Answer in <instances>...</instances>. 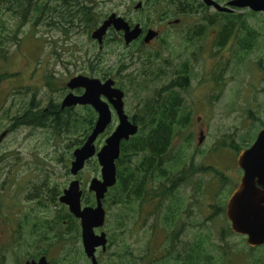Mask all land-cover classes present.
Here are the masks:
<instances>
[{"label":"rangeland","instance_id":"obj_1","mask_svg":"<svg viewBox=\"0 0 264 264\" xmlns=\"http://www.w3.org/2000/svg\"><path fill=\"white\" fill-rule=\"evenodd\" d=\"M99 1L102 9L111 12L120 11L124 5L128 3L131 5L136 0ZM158 1H166L163 7H168L166 12H171L173 19L181 17L187 20L191 18L202 20L203 13L182 16L180 4L176 8L168 5L178 0H155V3ZM0 17L11 19L8 13L2 10ZM251 19L253 25H259L261 28L260 47L243 56L241 60L238 59L234 48H230L229 55L227 51L214 54L213 66L216 70L221 62L227 61V57H230L225 84H214L213 88H207L203 95H199L201 94L199 89L202 87L193 86L187 93L185 92L186 109L192 114V123L176 136L169 157L172 161L168 163V168H176L175 159H180L183 154L187 171L191 167L197 169L205 165L218 168L226 174L229 184L221 187V184L213 183L210 181L213 176L209 172L188 178L176 194L180 199L177 204L183 207L177 223L172 225L165 221V204L160 206L159 203H153L145 206L140 212L137 209L132 211L119 209L117 206L109 208L105 203L108 219L104 231L107 237L109 236L108 243L111 244V248L102 259L108 260L109 264H121L127 248L133 251L135 256H140L148 247L150 255L142 264H178L176 259L178 246L183 249V255L178 258L182 263L187 252L198 244L200 236L204 238L203 242L207 243L205 253L213 256L212 264H215V261L222 264H264V248L251 250L246 237L231 233L232 226L224 212L215 214V210L211 208L225 204L222 199L226 201L229 199L242 176L237 163L239 154L230 147L231 142L234 141L240 146L245 137L246 141H252L250 143L252 145L263 126L260 120L264 121V64L260 63L264 62V15L258 14ZM10 25L13 32L17 29L18 21L12 18ZM16 36L18 40L10 39L5 46L8 58L0 59V70L3 73L17 74L11 79L7 76L0 85V264H22V257L28 255L23 256L16 248L14 243L18 236L16 232L20 230L23 239H27V234L33 230V225L30 224L32 218H39L41 219L39 223H42V220L52 219L56 211L60 210V205L51 203L50 197L54 195L52 193L54 189L58 190L55 194L60 191L61 196L63 190L75 179L70 169L72 154L77 146L69 148L68 145L71 142L75 144V139L78 138L77 133H62L61 137H55L50 131L39 128L22 127L8 131L10 117L25 102L30 101L34 94L42 107L47 106L51 98L63 102L70 90L67 87L65 91L61 89L62 80L65 82L64 79L67 78L65 74L58 73L59 69L64 68L62 62L79 58L80 51L88 54L85 49L90 44L87 35L77 32V28L66 37L60 29L54 31L45 26H34L32 23L21 28ZM170 49H173V46ZM71 50L76 51L74 57L70 56ZM92 51L95 53L96 48L92 47ZM196 66L210 71L205 50L198 49ZM70 68L77 70L75 66ZM138 68L143 69L140 63L135 64L130 71H125L124 80L122 77L119 80V84L124 87L125 95H128L125 96V104L130 116L138 113L145 104L146 98L150 95L148 88L150 87L151 93H154L162 81L150 69L146 70V75L142 73L141 77L135 78V74L128 77ZM54 73H57V76L52 80L51 86L47 87L46 84L50 76H55ZM204 77L211 78L209 74ZM113 124L115 129L116 117ZM202 129L205 131V140L200 147ZM4 133L6 135L1 139ZM105 139L106 136L99 138L97 141L99 148L104 145ZM178 152L181 154L178 155ZM100 170L94 158L76 177L82 182L85 196L91 194L88 190L91 179L101 178ZM184 176L187 177L185 174ZM208 182L213 184L209 185ZM229 185L235 187L230 194L228 190L232 188ZM35 187H40L42 196L45 197L41 201L42 206L35 198ZM219 192L222 194L219 195ZM45 203L47 206L43 208ZM119 213L128 214L123 224L118 217ZM170 226L176 228L169 229ZM69 239L67 245L70 248L65 251L72 250L73 257L69 254L70 259L75 264L78 258L80 264H90L82 254V229L78 238L71 236ZM40 245L46 246L43 242ZM160 250L159 255L155 254ZM63 251V246L58 247L57 250H52L51 257L60 261ZM77 252L82 256L79 257ZM197 258L198 252L192 255L190 260ZM124 263L129 264V261L124 260Z\"/></svg>","mask_w":264,"mask_h":264},{"label":"flooded vegetation","instance_id":"obj_2","mask_svg":"<svg viewBox=\"0 0 264 264\" xmlns=\"http://www.w3.org/2000/svg\"><path fill=\"white\" fill-rule=\"evenodd\" d=\"M214 1L222 8H226L228 2L231 0L226 2H222L221 0ZM50 2L52 5L50 12L42 16L41 22L36 26H45L54 31L60 29L66 37L74 33V30L77 28V32L87 35L90 42L89 47L85 49V52H88V54H83L82 51H80L79 58L75 57V60L62 62L64 68L59 69L58 73H63L67 76V78L64 79L66 85L62 80L63 86L61 89L64 91L66 87L68 88V83L73 78L81 75L96 78L102 82L112 79L115 82V88L123 91L124 87L119 84L120 77L123 78V76H125V71H130L135 64L140 63L143 69L140 70L138 68L135 71L136 73L132 71L128 77L134 74L135 78L136 76L141 77L142 73L146 75V70L150 69L153 74H156V76L162 80L159 82L160 86L154 93H151L150 87L148 88L147 91H149L150 95L146 98L145 103L147 101H160L164 103L166 101H171L173 95H176L178 100L184 105V112L187 118L189 121H192V114L186 109L185 103L187 101L185 92L187 93L190 88L196 86L202 87L199 89L201 92L199 95H203L204 91L207 88H213L214 84H225L230 57H227V61L221 62L216 70L213 66L214 54H222L227 51L229 55L230 48H234L238 59L241 60L243 58L237 41H239L246 32L243 24L244 21L241 18H238V22L234 21L233 23L227 20L223 25H221V21L222 15H244L246 12L244 10L233 8V12L220 11L214 5H207L204 0H178L176 3H168L169 6L170 4L172 5V8H176V6L180 4L183 10L181 13L182 16L203 13L202 20L199 18L187 20L181 17L173 19L172 13L166 12L168 7H163V5H166V1H158L155 3V0H136L131 5L129 3L124 5L120 11L112 10L111 12L110 10L102 9V4L99 0H51ZM112 15L123 19L131 32L139 27L141 32L140 36L130 43H127L125 31L117 30L115 26H110L103 37L102 43L94 40L92 34ZM227 19H229V17ZM252 20L253 19H250L249 22L251 26L255 27V33L260 36L261 28L259 25H253L251 22ZM43 22L45 24L42 25ZM229 28L231 29L230 31ZM224 29L228 31L222 34ZM150 31L156 32L158 36L151 42H146V37ZM66 40L68 39L66 38ZM200 42L202 44H199ZM172 46L173 49H170ZM92 47L96 48L95 53L92 51ZM198 49L205 50L207 60L210 64V71L204 70V67L196 66ZM75 53V50H71L70 56L74 57ZM221 56L224 57L223 55ZM70 66H75L77 70H73ZM207 74H209L211 78L206 79L204 76ZM54 75L55 76L51 77V83L52 80L56 78L57 73H54ZM83 93L84 89L75 91L76 95H82ZM125 96L128 97V95ZM88 108L91 107L79 105L71 108V112L79 118H84ZM112 111L115 114L113 108ZM94 112L96 113L95 110ZM125 112L128 115L126 104ZM95 116L98 117V114L96 113ZM128 116L135 122L141 118L144 119L139 113ZM179 116L181 117L183 114L181 113ZM115 117L117 119L116 115ZM263 128L264 125L262 126V129ZM204 136L205 131L202 129L201 138H199L200 147L205 140ZM179 153L180 152H178V155ZM181 155L184 163V155ZM238 169L243 175V171L240 168ZM184 171H187V167ZM182 172V168L178 166L176 168H169L168 170L169 176L164 186L166 191H170L174 195L173 199L168 201V203L176 201V194L179 193L180 188L183 186ZM167 198L168 197L164 199ZM227 202L222 208L225 210L223 214L228 219L226 213ZM229 221L228 219V222ZM175 228L176 226L169 227V229L173 230ZM104 229L105 227L96 230V234L101 235L103 232L106 233ZM16 233L18 234L14 239L16 248L20 250L23 256L28 255L25 258L22 257V264H27L28 262L38 263L41 258H45L50 264H60L58 259L51 257L52 251L50 253L47 252L46 249H48V247L45 249L41 246L42 250H38L37 237L32 238L31 234L28 233V238L23 239L20 230ZM42 233L43 238L45 232L43 231ZM110 248L111 244L108 245L106 251H104L103 248L97 249L96 257L99 264H109V261L103 260L102 257L104 258L107 256ZM260 248H264V245L253 249ZM253 249L251 247V250ZM30 251H32V253H30ZM192 252L193 250L190 251V255ZM128 253L132 254V256H129L131 259L135 258V253L133 251L131 252L128 250ZM160 253L161 250L155 254L159 255ZM142 254L145 261H147L146 258L150 255V247L142 252ZM182 255L183 249L181 246H178L176 248V259L178 264L183 263L184 258L182 259V263L179 262L178 259ZM83 257L92 264L91 260L85 254L84 248Z\"/></svg>","mask_w":264,"mask_h":264},{"label":"trees","instance_id":"obj_3","mask_svg":"<svg viewBox=\"0 0 264 264\" xmlns=\"http://www.w3.org/2000/svg\"><path fill=\"white\" fill-rule=\"evenodd\" d=\"M51 0H0V10L7 12L11 19L0 17V59H6L7 50L5 48L9 40H18L16 33L19 32L27 24L33 23L34 26L41 22L42 16L47 15L51 10ZM259 13L246 11L245 14L237 15H222L221 25L227 20L232 23L238 22V18H241L244 22L246 32L243 37L237 41L238 47L241 49L243 56L249 55L251 52L260 47V36L255 33V27L251 26L249 20L257 17ZM229 17V19H227ZM12 18L18 21V26L15 31L12 32L10 20ZM45 24L44 22L42 25ZM47 26V25H46ZM231 29L229 28V31ZM228 30L224 29V34ZM14 33V36L11 34ZM222 45V44H221ZM223 46V45H222ZM260 64H264L261 61ZM8 77L10 79L17 74H10L8 72L3 73L0 70V85ZM51 77L47 82L46 86H51ZM62 102L54 101L52 98L49 100L47 106L42 107L41 103L37 101L36 95L34 94L30 101L25 104L10 117V124L8 131H15L22 127L33 128V129H45L50 131L55 137H61L63 134H76L78 138L75 139V144L71 142L68 147L72 146L80 147L86 141L90 135L97 116L93 109H87V115L85 114L84 120H81L78 116L73 115L71 108L62 110ZM140 116L144 117L137 120L136 123L140 126L138 134L131 137L129 141H125L121 145V155L118 159L117 166V183L112 187L106 195V202L108 207L117 206L119 209H126L128 211L139 210L142 212L144 207L149 206L153 203H159L160 206L165 204L166 217L165 221L167 224L172 225L177 223L179 216L181 215L182 205L177 204L180 199L176 198L173 203H168V200L173 199V194L170 191H166L165 182L169 176L168 174V163L172 161L169 157L172 154L173 143L178 133L189 127L192 121H189L185 112L184 105L178 100L176 95H173L171 101L166 102H150L147 101L138 112ZM183 116H179L180 114ZM87 116V117H86ZM261 126L264 125L263 119L260 120ZM114 130V124H112L105 134L101 137L106 138ZM252 141H246L245 137L242 139V144L236 145L234 141L231 142L230 147L234 149L238 154L240 151L249 148ZM243 148V149H242ZM237 154V155H238ZM73 158V154H72ZM176 166L181 167L184 174L187 177H183V182L188 178L194 177L196 174H206L209 172L213 177L210 181L213 183L217 182L221 184V187H226L229 184V179L226 174L218 169L203 166L195 169L191 167L188 171L183 158L175 159ZM208 182L209 185L213 184ZM231 187V185H229ZM228 190L230 194L235 187ZM36 195L39 205L42 206L41 201L45 199L42 196L40 187H35ZM56 189L52 190L50 202L54 205H60V210H57L52 219L42 220L32 218L33 230L29 233L32 238H38L37 248L41 251L40 243H45V249L48 247L47 252L50 253L52 250H57L58 247L63 246L64 251L62 258H60L61 264H75L70 259L69 254L73 257L72 250L65 251L70 248L67 242L71 236L79 237V231L81 227L80 221L70 214L68 208L59 202L60 191L56 193ZM222 192H219L221 195ZM168 197L167 199H164ZM227 202L225 199H222ZM60 203V204H59ZM84 204L95 205L94 194H86L84 198ZM225 205L224 203H222ZM47 204H43L45 208ZM215 210V214L225 212L220 204L211 206ZM121 224L123 220L128 217L127 213H119ZM10 222V221H9ZM21 228V226H19ZM232 230V229H231ZM45 236L42 238L43 233ZM232 234L233 231H231ZM204 238L199 237L198 244L193 247L194 253L190 255V251L183 259L182 264H191L190 260L192 255L198 252V258L192 261V264H212V255L205 253L206 244L203 242ZM129 249V248H127ZM253 249V248H252ZM254 250V249H253ZM256 250V249H255ZM83 254V253H82ZM82 256V255H81ZM79 256V257H81ZM131 253L128 250L125 251L122 258L121 264H125L124 260H128L129 264H142L145 262L143 255L135 256L131 259ZM76 264H80V259L76 260ZM102 264V263H101ZM215 264H222L215 261Z\"/></svg>","mask_w":264,"mask_h":264},{"label":"water","instance_id":"obj_4","mask_svg":"<svg viewBox=\"0 0 264 264\" xmlns=\"http://www.w3.org/2000/svg\"><path fill=\"white\" fill-rule=\"evenodd\" d=\"M204 2L209 6L214 5L220 11L233 12L235 8L264 14V0H231L226 8H222L214 0ZM110 26L124 30L127 43L137 39L141 34L139 27L131 32L123 19L112 15L92 34V38L102 43ZM157 36L156 32L150 31L146 42H151ZM68 88L70 92L64 97L61 108L64 110L79 105L91 106L98 114V119L83 145L73 152L70 172L75 179L63 190L59 202L80 221L85 254L92 264H99L96 257L97 249L103 248L106 251L108 247L107 234L105 232L101 235L96 234V230L102 229L106 224L107 211L104 200L108 191L117 183L116 163L121 155V145L136 136L140 126L126 114L125 92L115 88L114 80L102 82L81 75L73 78L68 83ZM79 89H84L82 95L75 94ZM112 108L117 116V125L105 139L104 145L99 148L97 141L113 123ZM5 135L6 133L1 139ZM94 158L101 168V178H92L88 186L89 192L95 196V206H85V191L82 189V182L76 177ZM237 163L243 175L228 199L226 213L233 232L246 237L247 244L257 248L264 245V128L254 143L240 152ZM27 264L50 263L41 258L38 263Z\"/></svg>","mask_w":264,"mask_h":264}]
</instances>
